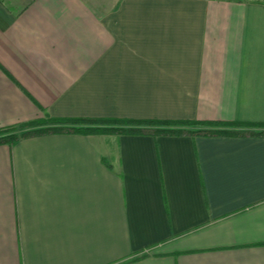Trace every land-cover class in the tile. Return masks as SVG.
Listing matches in <instances>:
<instances>
[{
    "label": "crops",
    "instance_id": "0c3cea01",
    "mask_svg": "<svg viewBox=\"0 0 264 264\" xmlns=\"http://www.w3.org/2000/svg\"><path fill=\"white\" fill-rule=\"evenodd\" d=\"M264 123V0H0V126ZM0 264H264V136L0 144Z\"/></svg>",
    "mask_w": 264,
    "mask_h": 264
},
{
    "label": "trees",
    "instance_id": "16d2710c",
    "mask_svg": "<svg viewBox=\"0 0 264 264\" xmlns=\"http://www.w3.org/2000/svg\"><path fill=\"white\" fill-rule=\"evenodd\" d=\"M114 123L126 125V128H115L109 133L153 135V136H264V132H238L226 127L264 128V123L251 122H227V121H199V120H133V119H61L49 117L35 119L17 125L0 126V144L13 145L21 138L42 135L47 133H95L104 131L96 127L100 123ZM181 125L190 126L189 129H181ZM203 129H200V128ZM20 129V132L18 130Z\"/></svg>",
    "mask_w": 264,
    "mask_h": 264
},
{
    "label": "rangeland",
    "instance_id": "374dc122",
    "mask_svg": "<svg viewBox=\"0 0 264 264\" xmlns=\"http://www.w3.org/2000/svg\"><path fill=\"white\" fill-rule=\"evenodd\" d=\"M95 126L104 130L100 134H106V133L108 134L110 129L111 130H113V129L116 130L115 128H126V125L114 124V123H110V122L96 124ZM180 127L183 130H187V129L190 128V126H186V125L185 126L181 125ZM226 128L230 129V130H233V131L242 132V133H244L245 131L246 132H256V133L258 131L264 132V128H258V129L257 128H242V127H239V128L238 127H233V128L226 127ZM200 129H203V128L201 127ZM18 132H20V129L18 130ZM109 134H117V133L111 131Z\"/></svg>",
    "mask_w": 264,
    "mask_h": 264
}]
</instances>
